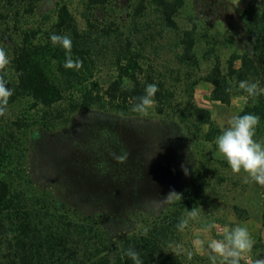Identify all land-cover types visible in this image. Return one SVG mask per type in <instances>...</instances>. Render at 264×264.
<instances>
[{
    "label": "trees",
    "instance_id": "16d2710c",
    "mask_svg": "<svg viewBox=\"0 0 264 264\" xmlns=\"http://www.w3.org/2000/svg\"><path fill=\"white\" fill-rule=\"evenodd\" d=\"M188 1L80 0L82 27L69 0H0L1 40L13 49L11 64L17 76L11 102L28 97L35 107L47 109L69 102L71 113L99 108L138 115L131 109L146 85H158L155 103L165 105L176 96L168 75L157 64L165 49H171L180 70L201 72L203 62L209 63L206 75L189 87L191 100L201 82L213 85L212 98L222 104L231 103L235 95H247L238 90L239 81H259L264 87V0L251 2L238 15L228 14L230 7L223 0H194L195 18L185 26L181 18ZM111 10L117 12L115 17ZM37 17L42 21L30 23ZM221 23L233 33L229 44L238 43L243 50L231 55L227 72L214 48L202 57L197 53L202 39L209 36L205 28ZM54 33L71 37L72 58L83 61L80 69L63 66L66 53L52 44ZM239 60L241 67L236 68ZM229 87L231 93L226 91ZM192 108L193 115L209 127L204 138L215 140L220 129L211 112L195 104ZM247 113L258 115L257 129L264 130V95L255 101L248 98L241 115ZM45 120L38 129L27 117L0 124V264H133L125 255L129 248L140 253L142 264H200L174 248L180 237L176 225L197 206L204 188L203 183L195 185L192 165L187 168L193 177L186 179L175 171L168 193L155 186H147V191L129 187L124 196L117 187L101 192L100 174L92 176L91 188H76L61 168L59 175L37 170L35 153L44 149L50 137H57L52 135L54 120ZM111 149L105 166L97 160L96 165H102L97 173L102 170L103 181L117 186L123 179L119 167H131V160L117 163L112 154L122 151ZM158 177L162 183L166 180L163 175ZM125 178L133 182L131 176ZM176 182L184 186L191 182L194 189L180 203L172 204L173 197L165 205L170 191L182 193ZM143 212L147 218L139 229L133 218Z\"/></svg>",
    "mask_w": 264,
    "mask_h": 264
},
{
    "label": "rangeland",
    "instance_id": "374dc122",
    "mask_svg": "<svg viewBox=\"0 0 264 264\" xmlns=\"http://www.w3.org/2000/svg\"><path fill=\"white\" fill-rule=\"evenodd\" d=\"M69 1H71V8L83 27L84 24L81 20L83 8L80 0ZM223 1L230 7L227 11L228 14L236 13L238 15L251 2L258 0ZM115 13L117 14L116 11L111 10L112 16L115 17ZM47 15L52 16L53 10ZM182 15L181 23L185 26L188 25L191 18H195L194 0L188 1ZM41 21L42 18L37 17L35 20H30V23ZM207 32L209 36L202 39L197 53L202 57L206 51L214 48L221 57L224 72H227V62L231 55L235 52L243 53V50L238 43L229 44L227 39L232 38L233 33L228 32L224 23L206 27L205 33ZM203 34L200 33V36ZM1 36L2 30L0 29V47L5 49L12 61L13 49L1 40ZM170 52L171 49H165L158 56L159 60L157 57V64L161 66V71L168 75L170 86L176 92L175 98L165 105L155 103L148 109L146 115L135 116H124L99 108L71 113L72 107L69 102L55 105L51 109L43 106L35 107L34 101L28 97H20L13 103L11 100L15 96L17 76L10 63L2 75L8 82V87L14 90V94L9 99L6 114L0 116V124H12L27 117L38 129L42 127L43 122L47 121L46 117L48 120H54L55 127L52 135L57 137H50L45 142L44 149L35 153L37 170L42 174L55 173L59 175L62 174L59 170L61 168L67 173L66 176L72 178L75 187L91 188L94 184L92 176L100 174L98 176L102 181L99 186L101 192L117 187L116 190L118 192L121 190L120 194L124 196L129 187L147 191V186H155L156 190L163 192L172 188L176 170L183 173V176L185 173L181 166L187 168V165H192L195 172L194 177L189 175V170L183 178L193 177L195 185L204 184L200 202L195 206L201 209V213L197 220L190 221L188 228L180 232L179 240L174 245L177 252L192 251V259L197 263L210 264L207 242L211 239H220L226 227L231 228L242 224L247 226L255 240L250 258L253 260L264 259L263 191L254 182L245 183V174L232 173L227 162L218 154L215 140L207 141L204 138V135L209 131L208 125H203L192 113L193 104L209 110L214 123L220 129V134L233 115H241L245 110L248 99L244 97L247 95H235L231 103L222 104L212 98L213 85L209 82H201L195 88L191 100L189 87L200 77L206 75L210 67L209 63L203 62L201 72L190 68L180 70ZM240 67L241 61L239 60L236 62V68ZM106 72L107 70L104 72L105 75ZM255 138L258 141H264V130L257 129ZM182 143H185V146H182ZM111 148L120 149V151L127 150L130 153L128 162L131 160V167L125 164L119 167L122 169L123 179L122 183L117 186H111L110 182L103 181L105 174L101 173L102 170L97 173L102 167L101 163L103 166L106 165L108 161L106 153L109 155L108 152L112 150ZM50 153H53L54 156H50ZM178 155L179 158H176ZM189 156H192L194 161H189ZM97 160H103L98 164L101 167L96 165ZM63 163L64 170L61 166ZM163 169L165 172H162ZM160 175L166 177L163 183L158 181ZM126 176H131L133 182L127 183L128 181L124 180ZM138 183L141 185L138 186ZM176 183V186L182 191V199H175L171 202L172 204L185 200L187 193L194 189L191 182L186 183L185 186L182 185L183 183ZM174 189L176 190V188ZM168 202H165V205ZM143 213H138L133 218L138 223L139 229L143 227L142 223L147 218L146 213ZM186 216L187 213L183 218ZM209 223L214 224L215 227L211 231H205L206 225ZM196 241H203V246L198 247ZM176 245H181L183 250L177 249ZM241 264H245V261H242Z\"/></svg>",
    "mask_w": 264,
    "mask_h": 264
},
{
    "label": "clouds",
    "instance_id": "9594fccd",
    "mask_svg": "<svg viewBox=\"0 0 264 264\" xmlns=\"http://www.w3.org/2000/svg\"><path fill=\"white\" fill-rule=\"evenodd\" d=\"M50 40L54 46L58 45L65 50L66 59L64 67L66 69H80L83 61L73 60L72 58V40L68 35L52 34ZM11 60L8 53L3 47H0V116H4L7 112L9 99L14 94V90L8 87L2 73L8 68ZM238 90H242L247 94L245 99L255 98L264 95V87L260 86V82H249L242 80L238 83ZM159 91L158 85L148 84L145 87L144 95L137 97V103L133 105L132 111L141 115H146L149 108L155 104V94ZM227 92L233 91L232 87L226 89ZM260 125V117L258 115L247 113L243 115H233L226 127L215 138V145L218 154L227 162L233 174H245V183L254 182L264 187V141H258L256 137L257 128ZM113 159L117 163H125L129 159L130 153L122 149L121 154L113 153ZM185 175L188 169L181 166ZM175 197L181 200L182 196L175 191H170L166 197V201H171ZM201 209L194 207L188 210L187 216L180 219L177 223V230L183 232L189 226L190 221L197 220L200 216ZM215 227L214 224L206 225L205 231H211ZM147 229H145V234ZM11 235V234H9ZM198 247H202L203 241L195 242ZM255 245L251 233L246 225H236L231 228L226 227L220 239H211L207 242L208 259L210 264H264V259H251L250 254ZM177 249H182L181 245H176ZM127 255L133 264H142L140 253L134 248L126 250ZM188 260L193 258V252L187 251Z\"/></svg>",
    "mask_w": 264,
    "mask_h": 264
}]
</instances>
